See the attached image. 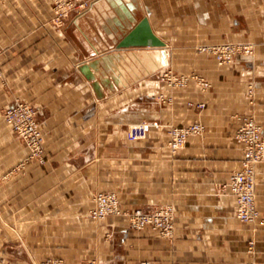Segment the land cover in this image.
Segmentation results:
<instances>
[{
    "label": "crops",
    "instance_id": "0c3cea01",
    "mask_svg": "<svg viewBox=\"0 0 264 264\" xmlns=\"http://www.w3.org/2000/svg\"><path fill=\"white\" fill-rule=\"evenodd\" d=\"M66 1L74 8L61 27L52 0H0V264H264V222L238 219L226 186L244 158L241 119L264 128V0ZM144 16L167 58L115 48L117 24ZM239 37L255 53L232 64L195 48ZM93 59L114 88L96 91L80 71ZM166 71L196 72L211 87L171 86ZM18 100L41 112L43 161L5 120ZM194 121L204 133L173 153L167 128ZM137 124L145 137L129 136ZM100 191L116 192L124 210L172 206V235L133 229L125 215L91 218ZM257 203L264 219V163Z\"/></svg>",
    "mask_w": 264,
    "mask_h": 264
},
{
    "label": "built area",
    "instance_id": "2783aa9c",
    "mask_svg": "<svg viewBox=\"0 0 264 264\" xmlns=\"http://www.w3.org/2000/svg\"><path fill=\"white\" fill-rule=\"evenodd\" d=\"M66 6H68L66 8L69 10L72 4L67 3ZM56 7L58 13H60L59 15L67 14V9L63 8V6H58L57 2ZM203 50L216 54L219 63L224 64L233 61L239 49L233 44H223L204 47ZM1 75L0 66V77ZM163 78L171 86H185L188 83L187 77L176 76L171 71L165 72ZM197 82L203 88L210 86L209 81L200 77H197ZM249 94L253 95L251 87ZM40 114L41 112L36 106L21 100L6 107L3 111L5 120L11 125L15 134L30 148L31 156L39 157L43 161L44 135L39 119ZM241 120L242 122L236 132V139L244 146L246 158L242 169L231 176L229 186L239 202L236 212L237 217L243 221L255 223L260 220L255 184L256 167L258 164L264 163V128L254 118L244 117ZM144 128L147 130L146 127ZM204 128V125L198 121L183 126H170L167 129L170 137V147L173 150L178 149L187 142L189 137L202 134ZM94 202L95 205L89 213V216L93 219H104L110 215H125L133 229L142 230L149 226L158 230L163 236H171L174 231V211L169 206L150 210L142 208L124 210L121 206L120 198L115 192L103 191L94 194ZM42 264H63V260L47 259ZM88 264L97 263L96 261H91ZM141 264L152 263L144 261Z\"/></svg>",
    "mask_w": 264,
    "mask_h": 264
},
{
    "label": "water",
    "instance_id": "95a60500",
    "mask_svg": "<svg viewBox=\"0 0 264 264\" xmlns=\"http://www.w3.org/2000/svg\"><path fill=\"white\" fill-rule=\"evenodd\" d=\"M133 23L130 26H128L129 23L120 24V35H118V39L112 37L115 48H159L164 57L167 58L166 42L156 35L148 17L144 16L139 22ZM103 62V59H93L82 63L79 67L80 71L91 81L96 91L101 90L103 87L106 89L114 88V85L118 83L113 76H109L110 73L107 66H105V70H100V65H102ZM165 65L160 66L163 67ZM98 71H100V73Z\"/></svg>",
    "mask_w": 264,
    "mask_h": 264
},
{
    "label": "rangeland",
    "instance_id": "374dc122",
    "mask_svg": "<svg viewBox=\"0 0 264 264\" xmlns=\"http://www.w3.org/2000/svg\"><path fill=\"white\" fill-rule=\"evenodd\" d=\"M56 2L58 3V6H63V8H66V7H68V6H66V4L67 3H70V2H68V1H66V0H52V3H53V10H54V12H55V14L57 15V17H58V24L57 25H59V26H61V27H63V26H65V23H63V17L65 16V15H59L60 13H58V10H57V7H56ZM56 7V8H55ZM74 8V6H73V4H72V6H71V8L69 9V10H71V9H73ZM67 9V8H66ZM68 9H67V11H69ZM68 13V12H67ZM127 13V16H128V12H126ZM132 23H129V25L128 26H130ZM117 26L118 27H120V24H117ZM223 44H233V45H235L239 50L237 51V53H236V55H235V57H234V59H233V61H231V62H228V63H224V64H220L219 63V61H218V59H217V57H216V54H214V53H212V52H208V51H205V50H203L204 49V47H213V46H218V45H223ZM196 50H197V52H199V53H201V54H204V55H206V56H208V57H211V58H213V59H215L216 61H217V63L219 64V65H228V64H232V63H234L236 60H238V59H240L241 57H247V56H252V55H254V53H255V48H256V44L254 43V42H251V41H246V40H244V39H242V38H233V39H226V40H224V41H220V40H216V39H210V40H206V41H202V42H200V43H198L197 45H196ZM0 66H1V52H0ZM1 70H2V68H1ZM166 72H168V71H166ZM163 73V76H164V74H165V72H162ZM174 75H176V76H185V77H187V79H188V83L185 85V86H187L189 83H190V81L191 80H196V82H197V77H200V78H203V79H205V80H207L206 78H204L203 76H201L200 74H198V73H196V72H190V73H176V72H172ZM2 75H3V71H2ZM2 75H1V77H2ZM0 77V78H1ZM207 81H209V80H207ZM209 83H210V81H209ZM201 86V85H200ZM178 87H182V86H178ZM184 87V86H183ZM209 87H211V83H210V86ZM208 87V88H209ZM203 88V87H202ZM208 88H203V89H208ZM22 101V100H21ZM27 102V101H26ZM29 103V102H28ZM33 105V104H32ZM194 122H197V121H194ZM198 122H200V121H198ZM192 123V122H191ZM202 123V122H201ZM189 124V123H188ZM203 124V123H202ZM187 125V124H186ZM204 125V124H203ZM146 127L147 129H148V125H146V124H137V125H134L133 127H130V130L131 131H129V136L131 137V138H135V139H138V138H140V137H145V135L147 134V130H145V128L144 127ZM171 126H173V125H171ZM174 126H178V125H174ZM179 126H183V125H179ZM204 127H205V125H204ZM169 128V127H168ZM167 128V129H168ZM204 131H205V128H204ZM204 131H203V133H204ZM202 133V134H203ZM202 134H198V135H194V136H200V135H202ZM167 135H168V145H169V147H170V137H169V134H168V131H167ZM235 137H236V134H235ZM190 138V137H189ZM188 138V139H189ZM187 142H188V140H187ZM186 142V143H187ZM186 143H184L181 147H179L178 149H176V150H173L171 147V151L173 152V153H176L177 151H179L180 149H182L185 145H186ZM241 144V143H240ZM43 146H44V143H43ZM241 146H242V149H243V154H244V158H243V160H242V164H241V167L239 168V169H237V170H235V171H233L232 173H231V175H230V178H231V176L234 174V173H236L237 171H240L241 169H242V167H243V163H244V161H245V153H244V146L241 144ZM32 157V156H31ZM39 158V157H38ZM46 157H45V149H44V159H45ZM258 166V165H257ZM229 181H230V179H229ZM229 181H228V183H227V187H228V189L231 191V189H230V186H229ZM101 192V191H100ZM104 192V191H103ZM113 192V191H112ZM255 192H256V196H257V167H256V184H255ZM116 193V192H115ZM231 193H233L232 191H231ZM117 194V193H116ZM234 194V193H233ZM118 195V194H117ZM119 196V195H118ZM234 196L236 197V195L234 194ZM236 200H237V197H236ZM238 205H239V202H238V200H237V209H238ZM167 207V206H169V205H162V206H158V207ZM257 206H258V203H257ZM169 207H171L172 208V206H169ZM142 208V207H141ZM155 208H157V207H155ZM142 209H145V210H150V209H153V208H142ZM173 209V208H172ZM258 209H259V206H258ZM260 211V210H259ZM237 212V211H236ZM111 216V215H110ZM121 216V215H120ZM237 216V215H236ZM92 218V217H91ZM238 219H240V218H238ZM241 220V219H240ZM263 218L261 217V214H260V220L258 221V222H255V223H261V222H263ZM243 221V220H242ZM244 222H248V221H244ZM250 223H253V222H250ZM173 224H174V226H175V215H174V219H173ZM47 259H59V258H47ZM47 259H45V260H43L40 264H42L44 261H46ZM63 264H64V262H63Z\"/></svg>",
    "mask_w": 264,
    "mask_h": 264
}]
</instances>
